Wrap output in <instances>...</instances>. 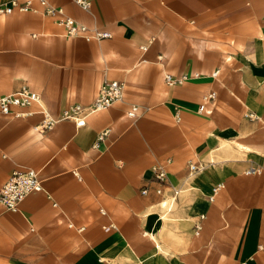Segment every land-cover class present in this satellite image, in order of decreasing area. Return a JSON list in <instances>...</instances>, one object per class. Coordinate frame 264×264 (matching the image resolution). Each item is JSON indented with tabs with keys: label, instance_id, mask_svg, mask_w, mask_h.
<instances>
[{
	"label": "crops",
	"instance_id": "1",
	"mask_svg": "<svg viewBox=\"0 0 264 264\" xmlns=\"http://www.w3.org/2000/svg\"><path fill=\"white\" fill-rule=\"evenodd\" d=\"M26 1L0 0V97L39 98L0 115V187L31 169L42 190L0 205V264H264V0ZM114 80L122 101L60 119Z\"/></svg>",
	"mask_w": 264,
	"mask_h": 264
},
{
	"label": "built area",
	"instance_id": "2",
	"mask_svg": "<svg viewBox=\"0 0 264 264\" xmlns=\"http://www.w3.org/2000/svg\"><path fill=\"white\" fill-rule=\"evenodd\" d=\"M32 0H28L23 4L19 5L20 11L28 10L29 4ZM40 4L45 6L44 14L50 17H56L62 15V11L57 8H53L50 6H46L45 0H38ZM78 5L87 9L90 6V0H74ZM15 5L13 2L10 6L1 7L0 6V14L2 13H10L12 7ZM59 24L67 28V33L71 36H76L78 32L83 30L82 27H79L76 23H74L70 18L62 16L59 20ZM99 36H107L108 34H98ZM166 82L168 84H176L180 83L182 79H173L171 76H165ZM125 91V84L121 81H104L101 86L98 95L96 98L88 105V106H80V105H71L68 108L62 111L61 120H72L75 124L82 125L87 116L92 113L106 110L113 104L122 101ZM214 94H209L205 100L208 98H212ZM38 95L34 92L29 91L26 87H21L19 90H16L8 95L0 97V115H9L12 114L11 108H22L27 107L32 102L38 101ZM203 109V106H200V110ZM136 108H133L132 112L129 115L134 116V111ZM15 115H20L16 113ZM247 117H253L251 114H248ZM58 120L51 118L48 114H44V117L40 124L36 127V129H40L42 131L51 129ZM107 131L99 134L97 138L98 145L99 142L103 140L106 136ZM188 177L195 176L201 170L198 164H189L188 167ZM258 169L250 168L246 173L254 174L257 173ZM154 174V182L158 184V186L153 190L155 194L162 195L163 187L167 186V174L160 167L156 166L153 169ZM172 188L171 199L172 202L175 201L176 196L179 193L177 188ZM223 188V184L219 183L212 187L211 194L208 196L209 201H213L215 195ZM41 183L37 176V173L34 170L27 169L23 172L15 171L13 172L6 182L0 187V205H2L7 210L16 211L19 204L24 200V198L32 193L41 191ZM149 192L148 188H144L141 190L142 195H147ZM172 203L170 202L168 205V210L170 209ZM109 226L104 227V230H109Z\"/></svg>",
	"mask_w": 264,
	"mask_h": 264
},
{
	"label": "rangeland",
	"instance_id": "3",
	"mask_svg": "<svg viewBox=\"0 0 264 264\" xmlns=\"http://www.w3.org/2000/svg\"><path fill=\"white\" fill-rule=\"evenodd\" d=\"M167 191H169V190H167ZM175 218H176V216L174 214H172V215L168 214L167 216L164 217V221L168 222L169 224H173Z\"/></svg>",
	"mask_w": 264,
	"mask_h": 264
},
{
	"label": "bare ground",
	"instance_id": "4",
	"mask_svg": "<svg viewBox=\"0 0 264 264\" xmlns=\"http://www.w3.org/2000/svg\"><path fill=\"white\" fill-rule=\"evenodd\" d=\"M167 233L169 234V236H171L169 231H167Z\"/></svg>",
	"mask_w": 264,
	"mask_h": 264
}]
</instances>
